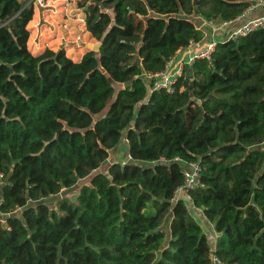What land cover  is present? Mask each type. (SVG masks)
<instances>
[{"label":"trees","instance_id":"obj_1","mask_svg":"<svg viewBox=\"0 0 264 264\" xmlns=\"http://www.w3.org/2000/svg\"><path fill=\"white\" fill-rule=\"evenodd\" d=\"M253 1L83 0L101 45L74 61L32 54V2L0 0V264H264V28L216 40L171 91L147 78L202 41L196 15L229 22ZM123 136L130 159L108 162ZM194 161L203 186L174 199Z\"/></svg>","mask_w":264,"mask_h":264},{"label":"crops","instance_id":"obj_2","mask_svg":"<svg viewBox=\"0 0 264 264\" xmlns=\"http://www.w3.org/2000/svg\"><path fill=\"white\" fill-rule=\"evenodd\" d=\"M22 1H24V0H22ZM48 1H51L52 2L51 4L54 7L56 6V8L54 9V12H53L54 14L56 13L55 14V19H54L53 22H56V25L58 26V28H53L52 26H48V24H43V25H46L47 28L51 29V32H57L58 36H59V32H61L60 27L62 26V24H65L66 26L69 24L70 16L73 17L72 9H73L74 5L78 6V1L77 0H41V5H43L44 2H48ZM28 2H29V0L26 1V4H28ZM33 10H34L33 17H32V19L29 21V23L27 25V27H28V29L30 31V34H29V37H28V41H27V46H28V49L31 51L32 54L37 55V54L42 53L45 49H51L52 50V48L54 47V46L53 47L52 46L46 47L47 45H43L40 48V47H37V46L33 45L34 39H33V42H32V38L33 37L38 39V43L40 41L41 42H46L47 41V39L44 37L45 36L44 32H47V31L44 30L43 25L39 26V23L41 22V18L43 19L44 16H48L49 15L47 12L49 10H51V9L44 8V9L40 10V8L38 6H36L35 9H33ZM261 12H262V10L260 8H258V7L254 8V9H251L249 11H245L243 14L238 16L236 19L227 22L222 27H219L217 29V31H215L213 34L210 32V29H209V27H208V25H207V23L205 21V23L201 26V28L205 32V36L202 39V41L201 42H197V43L191 42L190 45H188L187 47L180 49L175 54L174 60L175 61H179V60L182 59V60L185 61L192 51H195L196 49L202 48L212 38H214L215 40H219V39L220 40H224V38L227 37L229 33H231L236 28H238L239 26L244 24L249 19H251V18H253L255 16H258ZM84 27H85V21H84ZM85 30H86V28H85ZM85 30H84V34H86V32H88L87 30L85 32ZM47 44H49V42ZM82 47H83V45H82ZM60 48H63V47H59L58 49H60ZM87 50H88L87 48L86 49L82 48V52L80 53V55H78V57H74L72 54H67L66 50H65V53H66V55L68 57H70L74 61H78V60L81 59V57L83 56V54ZM114 149H115L114 151L110 152V155H109V158H108V162L121 161L122 158H124L125 161H128L130 159V156L128 155V152H127V141H126L124 136L121 138L120 144ZM110 159H113V160L110 161ZM125 161H123V162H125ZM187 208H188L189 212L192 214V216L195 218V220L200 224L201 220H200V217H198V216L203 214L202 210L200 208H195L190 202H188ZM195 215H197V217H195ZM209 229H210V227H209ZM211 230L213 231L214 234H216L214 232V230H213V225H212V229ZM206 231H207V229H206ZM206 231L204 229L205 233H206ZM215 236L216 235H213L212 241H209L210 244L212 245V247L214 245Z\"/></svg>","mask_w":264,"mask_h":264},{"label":"rangeland","instance_id":"obj_3","mask_svg":"<svg viewBox=\"0 0 264 264\" xmlns=\"http://www.w3.org/2000/svg\"><path fill=\"white\" fill-rule=\"evenodd\" d=\"M24 1H28V0H24ZM77 1H78V4L83 3V0H77ZM29 2H32L34 9L36 6H38L40 8V10H42L44 8L51 9L47 12L49 14L48 16H44L43 19L41 18V22L39 23V26H42L43 24H48V26H52L53 28H58V26L56 25V22H53L55 19V14H56V13L54 14L53 12H54V9L56 8V6L54 7L51 4L52 3L51 1L44 2L43 5H41V0H29ZM83 10L84 9L81 8L79 5L78 6L74 5V7L72 9L73 17L70 16V22L67 26L65 24H62V26L60 27L61 32H59V36H58L57 32H51V29L47 28L46 25H43L44 30L47 31V32H44L45 33L44 37L47 39V41L46 42L40 41L38 43V39L33 37L32 38V42L34 39L33 45L40 47V48L43 45H47L46 47H49V46L53 47L54 46L52 48L53 51H57L56 49H58L59 47H63L64 50H66L67 54H72L74 57H78V55H80V53L82 52V48L86 49L85 43H88V42L96 43L97 42L85 30ZM194 18H195L194 21L197 19H201V17L199 15H196ZM84 30H85L86 34H84ZM48 42H49V44H47ZM82 45H83V47H82ZM113 159H110V161H112ZM123 161H125L124 158L121 159V162H123ZM125 162H127V161H125ZM105 166H106V163L101 165V167L98 170H105L106 169ZM88 180H89V176L84 178V179L79 180L78 183L74 187L68 188V189L64 188L59 192L58 195L45 198L44 202L47 203V205L49 207L55 208L57 200H59L60 198L67 197L70 199H74L75 194L77 193L79 186L81 184L87 183ZM195 217H197V215H195ZM198 217H200V220H201L200 226L203 228V230L205 229V231L207 229L206 233L208 235L209 241H212L213 235H216L211 230L212 225L210 224V222H207V220L203 214L198 216ZM168 220H169V216H166V218L164 219V221L162 223V228L166 229L167 232H168ZM209 227H210V229H209ZM167 235L169 237V234H167Z\"/></svg>","mask_w":264,"mask_h":264},{"label":"built area","instance_id":"obj_4","mask_svg":"<svg viewBox=\"0 0 264 264\" xmlns=\"http://www.w3.org/2000/svg\"><path fill=\"white\" fill-rule=\"evenodd\" d=\"M257 7L262 10V12L258 16H255L249 19L248 21H246L244 24H242L234 31L229 33L228 36L225 37L224 39L236 38L238 36L246 35L255 30L264 28V0H254L253 3H251L250 6L246 8L245 11H249ZM205 21L206 20H204V23ZM206 23L210 29V32L213 34L215 31H217L219 27H222L227 22L216 24L210 21H206ZM215 42L216 40L212 38L202 48L192 51L185 61L182 59L179 61H175L174 60L175 55H174L172 58L169 59L166 68L164 70L156 73L147 74V78L152 79V84L151 86L148 87V90L164 88L168 91H171L172 84L176 81L177 77L182 75L184 64H189L197 58L210 59L211 53L215 47ZM200 171H201V167L199 165V162L197 161L184 164L183 166L184 182L181 186H179L176 189L174 199L181 197L188 201L190 200V196L187 193V190L195 189L203 186V184L200 181ZM0 203H1V199H0ZM212 264H222V263L216 256H212Z\"/></svg>","mask_w":264,"mask_h":264},{"label":"water","instance_id":"obj_5","mask_svg":"<svg viewBox=\"0 0 264 264\" xmlns=\"http://www.w3.org/2000/svg\"><path fill=\"white\" fill-rule=\"evenodd\" d=\"M196 3H197V0H194V4H196ZM194 23H195L196 27H201L204 24V19H202V18L197 19L194 21ZM100 45H101V43L99 41H97L96 43H90V42L85 43V47L87 49L92 50V51H96V52L98 51ZM57 50H59V49H57ZM189 76L191 78V76H192L191 72H189ZM189 89H190V93L192 94V82H190V88ZM191 98L193 99V97H191ZM196 102L199 103L198 100ZM209 151L210 150H208L207 152H209ZM4 217H5L4 215L0 214V219H3Z\"/></svg>","mask_w":264,"mask_h":264}]
</instances>
